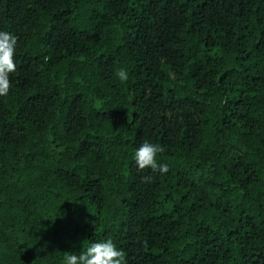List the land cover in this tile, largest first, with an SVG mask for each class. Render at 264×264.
I'll use <instances>...</instances> for the list:
<instances>
[{"label":"trees","instance_id":"1","mask_svg":"<svg viewBox=\"0 0 264 264\" xmlns=\"http://www.w3.org/2000/svg\"><path fill=\"white\" fill-rule=\"evenodd\" d=\"M0 31V264L109 238L126 264H264V0H0Z\"/></svg>","mask_w":264,"mask_h":264},{"label":"clouds","instance_id":"2","mask_svg":"<svg viewBox=\"0 0 264 264\" xmlns=\"http://www.w3.org/2000/svg\"><path fill=\"white\" fill-rule=\"evenodd\" d=\"M17 49V37L10 32L0 31V97L9 94L10 74L16 71L14 55ZM120 82L129 79V73L121 68L115 73ZM164 151V146L143 142L133 153L132 161L138 170L152 169L167 172L166 164L157 160V155ZM63 264H126L125 253L112 239L89 243L79 254L68 252L63 257Z\"/></svg>","mask_w":264,"mask_h":264}]
</instances>
